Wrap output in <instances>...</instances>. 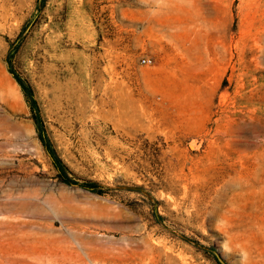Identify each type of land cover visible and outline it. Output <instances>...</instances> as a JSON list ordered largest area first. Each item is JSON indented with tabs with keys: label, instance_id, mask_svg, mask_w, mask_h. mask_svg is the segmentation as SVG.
<instances>
[{
	"label": "rangeland",
	"instance_id": "1",
	"mask_svg": "<svg viewBox=\"0 0 264 264\" xmlns=\"http://www.w3.org/2000/svg\"><path fill=\"white\" fill-rule=\"evenodd\" d=\"M215 253L264 264V0H0V264Z\"/></svg>",
	"mask_w": 264,
	"mask_h": 264
},
{
	"label": "trees",
	"instance_id": "2",
	"mask_svg": "<svg viewBox=\"0 0 264 264\" xmlns=\"http://www.w3.org/2000/svg\"><path fill=\"white\" fill-rule=\"evenodd\" d=\"M42 3H43V0H40V4H42ZM5 60L7 63L8 70L11 72V74L13 75V77L15 78L17 83L19 84V87L22 91V94H23V96L27 102L30 116H31L32 121H33L35 128H36L37 136H38V138H39V140H40V142H41V144H42V146L46 152V155L49 157V161H50L51 165L54 168L55 176L63 182H75L76 180H74L70 176L66 165L55 154L50 141L46 137V132H45L43 125H42V121H41L40 114L38 111L37 102H36V99L33 95V90L31 88V86L29 85V83L24 78H22L15 71V69L12 67V63H11L10 58L6 56ZM79 184L82 185L83 187L95 192V193H102V191H103V187L101 185H99L96 181L91 180V179L80 181ZM218 264H220V263H218Z\"/></svg>",
	"mask_w": 264,
	"mask_h": 264
},
{
	"label": "water",
	"instance_id": "3",
	"mask_svg": "<svg viewBox=\"0 0 264 264\" xmlns=\"http://www.w3.org/2000/svg\"><path fill=\"white\" fill-rule=\"evenodd\" d=\"M121 186V185H120ZM124 187H129V188H139L137 185H133V184H124L122 185ZM216 255V259L221 263L223 264L222 260L218 257V255L215 253Z\"/></svg>",
	"mask_w": 264,
	"mask_h": 264
},
{
	"label": "built area",
	"instance_id": "4",
	"mask_svg": "<svg viewBox=\"0 0 264 264\" xmlns=\"http://www.w3.org/2000/svg\"><path fill=\"white\" fill-rule=\"evenodd\" d=\"M138 60L141 63H148L150 61L149 57H147L146 55L139 56Z\"/></svg>",
	"mask_w": 264,
	"mask_h": 264
}]
</instances>
